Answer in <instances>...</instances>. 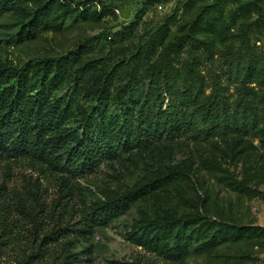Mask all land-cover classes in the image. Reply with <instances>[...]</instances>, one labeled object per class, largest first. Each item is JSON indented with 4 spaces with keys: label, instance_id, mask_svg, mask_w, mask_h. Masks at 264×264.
I'll return each mask as SVG.
<instances>
[{
    "label": "rangeland",
    "instance_id": "374dc122",
    "mask_svg": "<svg viewBox=\"0 0 264 264\" xmlns=\"http://www.w3.org/2000/svg\"><path fill=\"white\" fill-rule=\"evenodd\" d=\"M46 1L0 17V64L20 68L80 55L73 80L59 90L72 102L68 127L77 129L91 112L90 89L108 80L115 98L131 75L143 92L138 100L148 94L155 111L170 104L168 84L192 87L194 121L176 140L133 147L82 173L0 157V234L10 237L0 238V264H264V234L210 244L219 230H264V0H54L60 8L52 28L20 42L21 23ZM251 58L257 76L229 77L232 65L236 71L239 60ZM220 92L228 125L240 131L215 128L195 112ZM117 107L109 104V113H119ZM161 174L172 177L167 185L107 226L81 232L97 206ZM162 218L194 219L195 229L205 230L181 260L131 240L140 221ZM62 228L69 244L44 239Z\"/></svg>",
    "mask_w": 264,
    "mask_h": 264
},
{
    "label": "trees",
    "instance_id": "16d2710c",
    "mask_svg": "<svg viewBox=\"0 0 264 264\" xmlns=\"http://www.w3.org/2000/svg\"><path fill=\"white\" fill-rule=\"evenodd\" d=\"M42 1L0 0V17L14 11L20 4ZM86 2L89 4L94 0H86L85 5H88ZM59 8L57 1H46L35 11L31 20L21 23L18 40H33L50 30L51 16ZM87 10L85 8L84 12ZM105 12L104 9L99 17L104 16ZM79 58L80 55L68 54L55 59H43L39 65L28 64L20 68L0 64V157L32 159L54 171L82 173L94 170L103 160L125 153L133 147L145 148L155 141L176 140L191 131L194 117L189 113L187 97L192 96V87L185 89L184 86V91H179L174 84H168L170 104L165 110L161 106L155 111L154 106L149 105L148 94L144 101L138 100L143 92L132 75L115 98L110 97L108 80L103 81L100 87L90 89L91 98L95 101V105L90 107L91 112L85 115L84 122L77 129L68 127L73 115L72 102L66 95H60L59 90L73 80V70ZM241 61L239 64L243 67L234 71L232 65L229 77L238 80L243 75L246 78L257 76L255 58L244 64ZM114 102H117V114L108 111L109 104ZM225 105L220 92L206 106H198L195 112L210 121L215 128L224 126V129L228 128L232 132L240 131V125H228V118L224 114ZM171 178L170 175L161 174L129 193L97 206L81 232L87 233L94 227L107 226L137 201L167 185ZM195 223L194 219L175 218H162L155 223L140 221V235H135L131 240L164 259L178 261L189 253L191 240L204 235L205 230H196ZM4 233L0 234V238L7 237ZM218 233V240L210 243L212 247L230 239L238 241L246 235L264 234V230L241 227L232 232L219 230ZM67 235V229L62 228L44 239L49 238L54 244L65 239L69 244ZM71 256L66 255L67 263Z\"/></svg>",
    "mask_w": 264,
    "mask_h": 264
}]
</instances>
